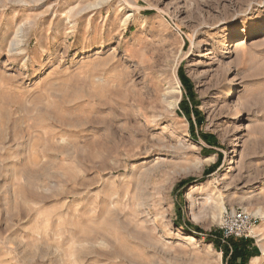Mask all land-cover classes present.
I'll use <instances>...</instances> for the list:
<instances>
[{
  "label": "rangeland",
  "instance_id": "rangeland-1",
  "mask_svg": "<svg viewBox=\"0 0 264 264\" xmlns=\"http://www.w3.org/2000/svg\"><path fill=\"white\" fill-rule=\"evenodd\" d=\"M231 239L264 264V0H0V264H227Z\"/></svg>",
  "mask_w": 264,
  "mask_h": 264
},
{
  "label": "trees",
  "instance_id": "trees-1",
  "mask_svg": "<svg viewBox=\"0 0 264 264\" xmlns=\"http://www.w3.org/2000/svg\"><path fill=\"white\" fill-rule=\"evenodd\" d=\"M180 73H181L183 83L188 89V94L190 95L192 100H194L195 98H194V94L192 91L193 89H191L189 78L182 72L181 69H180ZM181 105L183 106L185 112L189 115L190 107L186 103V101L183 100L181 102ZM202 136L208 141L211 139V136H208L206 134H202ZM214 170L215 168L214 166H212V168H210L207 171V173L210 174ZM187 181H181L180 184L182 185ZM196 229H199V228L197 227ZM230 242H231V246L233 247V249L231 250L227 246H224V249H223L224 257L225 259H228L227 264H248V261L250 260V258L259 253L258 248L253 245L252 239H245V240L244 239H240V240L231 239Z\"/></svg>",
  "mask_w": 264,
  "mask_h": 264
},
{
  "label": "built area",
  "instance_id": "built-area-1",
  "mask_svg": "<svg viewBox=\"0 0 264 264\" xmlns=\"http://www.w3.org/2000/svg\"><path fill=\"white\" fill-rule=\"evenodd\" d=\"M253 222L252 215L246 211H233L221 226L224 232L223 238L229 239V237L245 236V234L253 229Z\"/></svg>",
  "mask_w": 264,
  "mask_h": 264
},
{
  "label": "bare ground",
  "instance_id": "bare-ground-1",
  "mask_svg": "<svg viewBox=\"0 0 264 264\" xmlns=\"http://www.w3.org/2000/svg\"><path fill=\"white\" fill-rule=\"evenodd\" d=\"M244 41H238V43H237V46H236V48H240L242 45H244ZM173 103V102H172ZM175 104V103H174ZM192 239V238H191ZM252 264H253V262H252Z\"/></svg>",
  "mask_w": 264,
  "mask_h": 264
}]
</instances>
